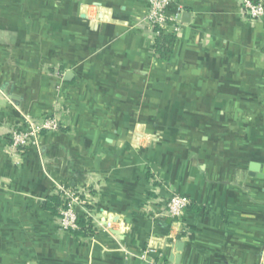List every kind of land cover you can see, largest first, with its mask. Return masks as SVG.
I'll return each instance as SVG.
<instances>
[{"label":"crops","instance_id":"crops-1","mask_svg":"<svg viewBox=\"0 0 264 264\" xmlns=\"http://www.w3.org/2000/svg\"><path fill=\"white\" fill-rule=\"evenodd\" d=\"M241 1L178 0L162 60L146 0H0V264H264V19ZM60 188L90 235L44 208Z\"/></svg>","mask_w":264,"mask_h":264},{"label":"built area","instance_id":"built-area-1","mask_svg":"<svg viewBox=\"0 0 264 264\" xmlns=\"http://www.w3.org/2000/svg\"><path fill=\"white\" fill-rule=\"evenodd\" d=\"M147 14L146 21L153 27L156 34H167L177 36L180 27V16L182 9L178 6V0H146ZM171 6L176 10L173 15L168 11ZM241 7L244 16L250 21H260L264 19V0H242ZM60 126L54 117H47L40 122H33L29 118H24L21 124L15 125L10 130V144L17 152H22L29 147L37 146L40 136L43 133L57 132ZM60 198L59 223L62 231L77 232L81 229L78 225L79 218L85 222L88 215L82 217L74 210L75 205L80 204L81 192L64 191L58 189L56 194ZM192 202L180 195H172L166 204V212L173 221L179 220L190 208ZM154 264H166L163 261Z\"/></svg>","mask_w":264,"mask_h":264},{"label":"trees","instance_id":"trees-1","mask_svg":"<svg viewBox=\"0 0 264 264\" xmlns=\"http://www.w3.org/2000/svg\"><path fill=\"white\" fill-rule=\"evenodd\" d=\"M174 43V37L167 34H159L154 41L155 54L162 60H166L171 52L172 45ZM61 206V201L58 196H52L45 202L44 208L51 212L53 215H57V208ZM78 225L81 229L74 234L81 236H88L91 234V226L89 220L85 222L83 218H79Z\"/></svg>","mask_w":264,"mask_h":264},{"label":"water","instance_id":"water-1","mask_svg":"<svg viewBox=\"0 0 264 264\" xmlns=\"http://www.w3.org/2000/svg\"><path fill=\"white\" fill-rule=\"evenodd\" d=\"M184 16V15H183ZM250 170H253V167L252 166H250ZM262 174H264V169L262 170ZM250 176H253L252 174H250ZM262 177V175L260 174L259 176H256V178H261ZM174 259V258H173ZM172 258L170 259V262H172V263H177V260H173Z\"/></svg>","mask_w":264,"mask_h":264}]
</instances>
